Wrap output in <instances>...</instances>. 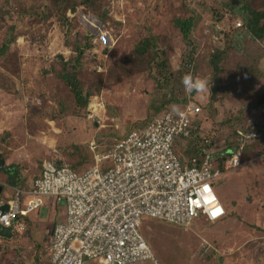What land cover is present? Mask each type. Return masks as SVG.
Segmentation results:
<instances>
[{
  "label": "rangeland",
  "instance_id": "obj_1",
  "mask_svg": "<svg viewBox=\"0 0 264 264\" xmlns=\"http://www.w3.org/2000/svg\"><path fill=\"white\" fill-rule=\"evenodd\" d=\"M227 2L98 0L96 11L78 12L76 29L67 35L68 13L49 19L33 14L45 0H0V48L9 45L0 56V155L5 160L0 199L10 193L5 188L8 165L16 167L22 188L45 160H62L83 173L95 163L93 142L101 150L111 148L165 110L181 109L190 95L191 103L202 108L201 138L215 142V154L249 124H257L261 135L247 145L241 168L213 182L226 217L218 222L195 219L187 227L144 218L140 230L154 260L142 264H264V105L249 107L264 92V39L250 35L244 18ZM241 5L236 0L234 6ZM189 18L194 29L186 41L175 22ZM86 33L92 48L82 57L78 78L90 99L81 109L66 84L46 71L59 67L57 59L73 56L72 45L83 42ZM145 41L152 48L140 54ZM225 46L223 78L235 87L208 109L210 55ZM189 58L194 60L195 70L189 73L193 83L204 81L194 96L195 88L188 91L182 83ZM98 104L101 111L91 113ZM7 145L9 154L4 152ZM187 146L175 148L176 154ZM24 198L25 204L31 199ZM41 199L42 206L29 216L27 234L0 238V264H49L53 226L63 210L57 211L53 199ZM37 254L40 261H35Z\"/></svg>",
  "mask_w": 264,
  "mask_h": 264
},
{
  "label": "built area",
  "instance_id": "obj_2",
  "mask_svg": "<svg viewBox=\"0 0 264 264\" xmlns=\"http://www.w3.org/2000/svg\"><path fill=\"white\" fill-rule=\"evenodd\" d=\"M97 107L101 105H94L91 113L100 112ZM201 113V106L187 103L176 112L131 129L111 148L101 150L93 142L95 163L83 173L69 164L45 160L29 189L15 188L8 203L0 202V225L12 228L13 235L24 234L26 220L43 204L41 198H51L64 211V220L52 231L51 264H142L154 260L140 230L143 219L182 227L199 218L209 222L224 219L227 212L213 182L241 168L246 146L258 138L254 128L240 129L235 135L237 145L186 161L175 148L188 145ZM205 185L210 186L218 204L206 201ZM25 196L31 198L26 204ZM5 205L8 211L2 210ZM216 206L222 213L213 219L211 212Z\"/></svg>",
  "mask_w": 264,
  "mask_h": 264
},
{
  "label": "trees",
  "instance_id": "obj_3",
  "mask_svg": "<svg viewBox=\"0 0 264 264\" xmlns=\"http://www.w3.org/2000/svg\"><path fill=\"white\" fill-rule=\"evenodd\" d=\"M47 4L43 7L40 6L36 8L33 12L36 14H41L40 17H45V19H49L55 13L59 12L61 14H69L71 18H66V26H67V35L72 34L75 31V27L73 25V20L79 11L88 12V11H96V5L98 0H45ZM241 1V6L236 5V0H228L227 5L234 9L241 17L244 18V26L250 30V35L254 36L258 40L264 39V0H238ZM17 2V0H15ZM258 8H261L260 10ZM64 16V15H63ZM176 27L180 30L182 37L184 40L189 41L191 34L194 29V21L192 18L189 19H180L175 22ZM254 38V39H255ZM153 41V38H151ZM151 41L143 42L138 48V53L144 54L148 52L150 48H152ZM91 37L88 33L84 34L83 42L76 41L75 44L72 45L73 52L75 53L68 60L62 61L58 60L59 67L57 69L47 70L46 73L48 76H55L61 79L66 86L70 89L71 93L74 96L77 107L81 109H86L89 104L90 96L85 94L81 82L78 78V70L81 65L82 57L89 51L91 46ZM9 50V45L5 44L0 48V56L5 54ZM193 49L190 50L191 54L193 53ZM228 53V46L223 48H215V50L210 55V66L213 71V80L212 86L210 88L209 93V101L207 106L208 109L216 102L218 97L229 90L232 87H235L233 83L228 82L223 78L224 67L223 62L225 61ZM190 59V58H189ZM188 59V60H189ZM185 62V70L186 74H189L191 71H194V60L193 58L189 61ZM171 76V74H169ZM191 103V96L189 95ZM184 101H187L186 96L184 97ZM186 103V104H187ZM264 105V92L261 94L260 98L255 101V103L251 104L249 107L257 108L262 107ZM169 111V110H168ZM167 110L164 111L161 115L168 113ZM200 117V116H199ZM199 117L196 120L197 129L193 132V138L189 140L188 146L182 151V154H178L182 159L189 161L193 157L199 158L204 155L205 152H212L215 147V142L211 140L209 144L204 143V140L201 138V122ZM257 124H249L246 127H243L242 130L249 131L254 128L256 131L258 138H260L261 130H257ZM236 135V132L234 133ZM235 137V136H234ZM257 138V139H258ZM6 139H4L5 141ZM230 146L237 145L236 141L230 142ZM4 149L5 154H9V146ZM248 148V146H246ZM246 150V149H245ZM1 156V155H0ZM3 158V156H1ZM217 157V155H216ZM245 157V151L244 155ZM60 163H64L62 160H57ZM75 169V168H74ZM1 202V201H0ZM27 224H30V221H26ZM16 235V234H14ZM17 236V235H16ZM39 260V255L35 256V261ZM48 260V259H47ZM40 261V260H39ZM49 263V262H48ZM22 264V263H21Z\"/></svg>",
  "mask_w": 264,
  "mask_h": 264
},
{
  "label": "crops",
  "instance_id": "obj_4",
  "mask_svg": "<svg viewBox=\"0 0 264 264\" xmlns=\"http://www.w3.org/2000/svg\"><path fill=\"white\" fill-rule=\"evenodd\" d=\"M5 168V167H4ZM3 170V169H2ZM39 174V173H38ZM37 174V175H38ZM37 175H35V176H33V178H32V180L27 184V185H25V187H23L22 188V186H20V183L18 182V180L19 179H16L17 178V175H16V167L15 166H9L8 165V167H7V171H6V176L7 177H9L8 178V183L5 185V188H7V189H9L10 190V193H7V194H4V195H1L2 196V198L0 199V201L1 202H6L7 200L8 201H10L11 199H12V197H13V193H14V189L15 188H20V189H23V190H27V189H29L30 187H31V185H32V182H33V180H34V178L37 176ZM1 187V186H0ZM3 189V188H2ZM2 193V192H1ZM0 193V194H1ZM25 198L23 197V200H24ZM51 204L52 205H54V206H56V208H57V211L58 210H63V208L61 207V206H59V205H57L56 203L54 204L53 202H51ZM53 206V207H54ZM32 220V218L30 217V218H28L26 221H30V223L32 222L31 221ZM64 220V211L62 212V216H61V218H60V220L59 221H56V223H55V225L56 224H58V223H60V222H62ZM54 225V226H55ZM29 226H30V224H27V230H26V232L24 233V234H27L28 233V231H29ZM54 226H53V228H54ZM17 234V233H16ZM23 234V235H24ZM23 235H21V236H23ZM14 236V235H13ZM51 238H52V234H51ZM49 247V253H48V262H49V264H51V262H50V247H51V243H50V245L48 246ZM47 247V248H48Z\"/></svg>",
  "mask_w": 264,
  "mask_h": 264
},
{
  "label": "clouds",
  "instance_id": "obj_5",
  "mask_svg": "<svg viewBox=\"0 0 264 264\" xmlns=\"http://www.w3.org/2000/svg\"><path fill=\"white\" fill-rule=\"evenodd\" d=\"M182 83H184L186 90L191 91L193 88L196 90H201L204 87V81L197 79L195 84L193 83V79L190 74L185 75L183 77ZM203 191L207 194L205 199L209 204H218L216 201V197L214 193L212 192L210 186L205 185L203 188ZM222 213V208L219 206H216L214 211L211 212V216L213 219L216 218L217 215Z\"/></svg>",
  "mask_w": 264,
  "mask_h": 264
},
{
  "label": "water",
  "instance_id": "obj_6",
  "mask_svg": "<svg viewBox=\"0 0 264 264\" xmlns=\"http://www.w3.org/2000/svg\"><path fill=\"white\" fill-rule=\"evenodd\" d=\"M196 91L197 90L195 89V91L193 92L192 96L195 95ZM4 167H5V160H4V158H2L0 156V170L4 169ZM1 192H2V187H0V193ZM8 209H9L8 205H5V206L2 207V210H4V211H8ZM0 238L5 239V240H12L13 239V230H12V228H5V227L0 225Z\"/></svg>",
  "mask_w": 264,
  "mask_h": 264
}]
</instances>
